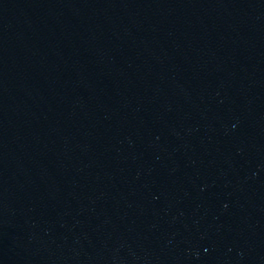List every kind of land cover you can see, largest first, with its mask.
<instances>
[{"label":"water","instance_id":"obj_1","mask_svg":"<svg viewBox=\"0 0 264 264\" xmlns=\"http://www.w3.org/2000/svg\"><path fill=\"white\" fill-rule=\"evenodd\" d=\"M0 264H264V0H0Z\"/></svg>","mask_w":264,"mask_h":264}]
</instances>
